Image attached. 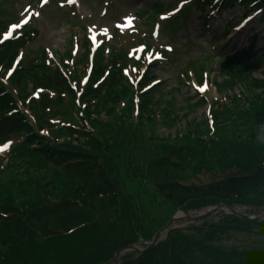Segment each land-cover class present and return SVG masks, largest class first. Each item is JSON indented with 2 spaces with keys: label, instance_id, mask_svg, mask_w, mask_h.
Listing matches in <instances>:
<instances>
[{
  "label": "trees",
  "instance_id": "obj_1",
  "mask_svg": "<svg viewBox=\"0 0 264 264\" xmlns=\"http://www.w3.org/2000/svg\"><path fill=\"white\" fill-rule=\"evenodd\" d=\"M214 2L194 1L200 11L239 3L244 16L262 10L264 22V0ZM160 12L162 5L154 3L141 14L149 16V26ZM179 18L168 24L176 26ZM6 23L0 10V33ZM36 34L24 30L0 45V146L11 143L0 152V264H108L117 250L149 241L167 223L139 202L141 193L164 204L168 218L217 203L264 209V72L251 78L264 54H221L214 88L224 97L208 104L196 93L178 107V87L167 99L139 94L154 78L148 72L136 89L123 73L135 65L123 49L111 50L105 64L100 50L87 77L84 38L83 52L71 63L69 50L55 61L43 48L26 49ZM207 66L187 63L178 84L190 80V72L200 83ZM207 105L202 121L188 120V113ZM158 116L169 127L184 120L185 128L159 139L153 136ZM203 173L210 181L196 184ZM240 233L264 245V221L221 216L173 229L152 250L119 264H264V247L216 246Z\"/></svg>",
  "mask_w": 264,
  "mask_h": 264
},
{
  "label": "rangeland",
  "instance_id": "obj_2",
  "mask_svg": "<svg viewBox=\"0 0 264 264\" xmlns=\"http://www.w3.org/2000/svg\"><path fill=\"white\" fill-rule=\"evenodd\" d=\"M149 1L156 0H75L74 7L72 6V8H70L67 7L65 0H0L2 6L0 10L8 19L15 17V20H18V26H21L19 25V21L26 13L32 15L30 24L31 27L37 31L38 35L32 45L28 46L29 50H33L36 47H44L47 48L48 51L53 52L54 57L58 59L61 54L68 50L70 52L73 51L75 57L82 52L79 44L82 36L81 26H87L90 33L95 34L98 39H100V37L108 38V45L110 46L115 45V42L112 40V30L122 29L124 24L130 26L136 25L137 32L120 36L117 35V39L122 44H134L138 41V38L150 40L152 27H145L143 24L145 19H140L135 16L137 10ZM161 2L166 5L170 3L171 0H161ZM26 4L30 5L31 9L27 8ZM65 7L66 9L64 10ZM197 15V12L191 11L189 20L185 22L181 20L180 25L175 31L167 24H160V28H156V31L159 29V37L158 39H154L152 46H154L155 49H165L166 51H170L171 47L172 51L165 54L167 59L158 65L154 73L157 82H159V86L152 93L153 100H155L159 94H165L170 88L176 87L177 76L187 63H193L195 66L208 64L206 72L208 74V83L211 84V80L214 83L217 78L215 63L219 60V56L222 52L240 54L242 56L248 55L250 52H256V55L264 52V23H259L257 21V15L253 16L244 24L245 29H241L242 31L238 30L242 25L240 20L243 15L239 6H235V8L230 11H224L215 15L214 19L209 21L205 27L202 25V22L195 20ZM134 16L136 20H134ZM78 18H86V20L80 21ZM227 22H231L230 34L225 39L210 44L209 41L214 40L216 37H220L225 30ZM12 29H15V27ZM186 34L188 40L184 38ZM222 43H224V46L217 50V47ZM210 58L211 61L209 62L208 59ZM156 59H158L157 56ZM263 64L264 62L260 68L264 66ZM260 68L251 73V78L261 77L259 71H262V69ZM240 90L241 89L237 87L235 93H239ZM193 93V88H189L188 86L180 87V91L176 96L177 106L184 107L186 99L193 95ZM205 94L208 99L217 98L213 86L209 87V90ZM164 97V99H167L168 96L165 94ZM181 113L185 114V111L178 114L182 115ZM205 114H207V107L191 111L190 114L188 113V120L199 123L202 121ZM159 116L156 118V122L158 121L157 124L153 127V136L159 139H172L176 132L184 130V120H180L174 127H169L160 120ZM146 133L148 135L150 134L148 131H146ZM207 176L209 175L205 173L201 174L198 178L200 182L195 181L196 184L209 182L210 177ZM125 183L127 192L135 196L137 191L133 190L134 186L132 183L128 181ZM139 196V202L152 212L154 218L162 219V221L165 222L170 220V218H168L170 210L165 208L164 204L162 205L155 202L150 194L141 193ZM206 210L207 209L189 211V215L196 217L206 212ZM237 210L243 214H249L248 216L250 217L260 216V212H249L246 208ZM106 213L102 215L106 216ZM176 213L177 211L172 215ZM262 217L264 216L262 215ZM218 219L219 216L211 215L206 218L205 221L216 222ZM200 223L201 222L183 221L174 224V228L185 229L189 226L196 227L199 226ZM161 238H163V236ZM256 241L247 234L240 233L233 235L232 240L224 241L216 246L224 251L233 245L235 247L250 248V250L255 245L256 248L262 249L264 245ZM143 246L144 244H141V242L135 245L138 249L143 248ZM133 254L135 253H127V255Z\"/></svg>",
  "mask_w": 264,
  "mask_h": 264
},
{
  "label": "water",
  "instance_id": "obj_3",
  "mask_svg": "<svg viewBox=\"0 0 264 264\" xmlns=\"http://www.w3.org/2000/svg\"><path fill=\"white\" fill-rule=\"evenodd\" d=\"M220 207H226V206L223 205V204H219V205H217L216 209H218V208H220ZM226 208H227L229 211H232L229 207H226ZM232 213H233L234 215H236V216H240V214H238V213H236V212H233V211H232ZM240 217H242V218H247V217H245V216H240ZM187 219H189V217H187ZM178 221H179V219H176L175 217H172V219L168 222V224H167V225H166L161 231H159L158 233H156V234L154 235L152 241L149 243V245L147 246V248H146L145 250H148V249L153 248V246H155V245L158 243V241H159V237L161 236V234H162V233H166V232L169 230L170 226H171L172 224L178 222ZM130 249L136 251L138 254H140V253L142 252V251H138L137 249H135V248H133V247H131ZM123 253H124V250L118 251V252L114 255V257H113V259H112V263L115 264V262H116V260H117L116 258H117L119 255L123 254Z\"/></svg>",
  "mask_w": 264,
  "mask_h": 264
},
{
  "label": "bare ground",
  "instance_id": "obj_4",
  "mask_svg": "<svg viewBox=\"0 0 264 264\" xmlns=\"http://www.w3.org/2000/svg\"><path fill=\"white\" fill-rule=\"evenodd\" d=\"M179 215H182V214H178V216H179Z\"/></svg>",
  "mask_w": 264,
  "mask_h": 264
}]
</instances>
